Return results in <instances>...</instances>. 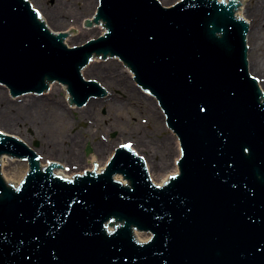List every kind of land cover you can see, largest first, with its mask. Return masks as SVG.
Returning a JSON list of instances; mask_svg holds the SVG:
<instances>
[{
	"label": "water",
	"instance_id": "obj_1",
	"mask_svg": "<svg viewBox=\"0 0 264 264\" xmlns=\"http://www.w3.org/2000/svg\"><path fill=\"white\" fill-rule=\"evenodd\" d=\"M231 1L99 0L84 25L106 32L68 47L27 0H0V84L11 96L57 81L82 106L104 91L81 69L118 58L181 150L160 186L127 145L100 173L66 179L0 131V157L29 164L17 188L0 172V264H264V94Z\"/></svg>",
	"mask_w": 264,
	"mask_h": 264
},
{
	"label": "rangeland",
	"instance_id": "obj_2",
	"mask_svg": "<svg viewBox=\"0 0 264 264\" xmlns=\"http://www.w3.org/2000/svg\"><path fill=\"white\" fill-rule=\"evenodd\" d=\"M33 7L34 10L38 12L40 15V18L44 20L45 24L49 28L50 31L57 33V32H65L68 34V37L65 38L64 42L66 45L73 46L82 42H85L87 39L95 38L100 34V30L96 29V27L87 28L84 25L85 19H93V17L96 14V8L98 6L99 0H91V2H88V0H67L64 4H59L58 0H27ZM159 1V0H158ZM181 0H167L163 5L159 1V3L162 6H168L172 4H176ZM262 0H243L241 2V6H251L253 8V5H256V2H261ZM90 3V4H88ZM264 11V3H262V12ZM245 20H254V18L249 17V15L244 14ZM261 24V20L259 21L258 25ZM253 28V27H252ZM248 32H249V25H248ZM263 32V30H262ZM264 37V34H263ZM264 39V38H263ZM247 41V40H246ZM251 46V42H250ZM264 53V46L261 48L260 55ZM248 56V51H247ZM91 62H97L101 65L106 64H112L114 71L123 75L122 80L127 81L129 83V87H133V89L136 90V94L140 95L143 94L149 98L153 102L156 101L154 96H152L148 91L143 90L140 86L137 85V83L134 81L133 78L130 77V72L128 68L123 64L122 61L107 57L106 59H102L101 56L96 57L93 56L90 60ZM89 63V64H90ZM251 75V74H250ZM84 76V75H83ZM115 76H119V74L115 73ZM83 78H91L94 82H96L98 85L100 84L101 80L97 79L94 75L89 76L86 75V77ZM50 85V84H49ZM51 85H55L56 89L59 91L53 98L52 104H63L64 108L68 112V121L67 124L70 125V129L68 131V136L70 138L76 137V139L81 140V144L83 145L81 156L84 158L86 162H84L80 167L77 168H65L64 162L68 161L69 159H66L62 156L54 157L49 154H46L44 151H42L43 146L46 147V149H49V147H56L58 142H61V134L64 133V121L60 118H56L52 112V107L45 108V111H39L38 115H32L30 120L31 124L27 125L25 122H19L15 125V127H8L0 122V131L13 135L17 139L21 140L25 144H27L30 148H32L35 152H37L40 157V163L45 165L47 162H56L57 164L61 165L63 168V172L66 176H63L67 179H72L75 175H80L81 173H85L86 170L88 171H97V169L101 166V163L105 160L106 154L100 155L98 157V160L91 164L88 163V159L94 154L93 152V145L95 142H104L109 143V147L113 149L111 155L114 153L115 149L120 147L121 145H127L131 149H133L138 155H140L143 160L145 161L144 156L146 155L144 152H141L140 150L135 147L134 144H132L131 140H125L123 137H128L130 139H133L132 136L129 134H123V137L119 135V131L115 128H112L111 130L109 128H104L103 126V118L107 114V106L108 104H105L106 106L100 107L98 110V120H92L89 118H80L77 116L78 110L84 107L83 106H76L75 104H69L68 97L65 98L66 90L62 89L64 85H61L57 82H51ZM100 86V85H99ZM102 90L104 91L102 96H96L91 97L90 99L99 101L102 100L107 94H109V91L105 86H100ZM121 87H118V89H112L110 91L111 95H113L114 99H117L118 101H124L125 99V93L121 90ZM47 91V90H46ZM0 92L6 99V102L3 104V102L0 103V111L4 112L8 103H22L23 99H25L24 96H27L29 98H45V92L43 94H26L22 96H11L8 89L0 84ZM48 92V91H47ZM139 92V93H138ZM67 95V94H66ZM112 97V98H113ZM155 106L157 108V111L160 112L159 118L163 117V120H160V128H156L146 113L142 111V103H136L133 106L125 105L124 108L120 111V114H122L127 123V127L132 129L135 127H140L142 130L145 131L146 135L144 136L145 140H148L149 145L153 146L154 151L156 152V160H167L168 167L163 170L161 169L159 172H156V175L151 174L148 170V173L150 175V178L152 182L155 185H161L167 178H170L174 176L173 169L176 167L175 162L180 158L181 152L179 153V156L177 157L175 154V150L172 154V148H173V141L176 138V136L172 133V131L167 127L165 123V117L164 114L158 105V102H155ZM9 107V106H8ZM7 107V109H8ZM80 107V108H79ZM10 109V108H9ZM8 109V110H9ZM14 113L16 114L15 109L9 110V116H14ZM114 114V113H112ZM111 119V117H110ZM105 124V123H104ZM90 128V130L88 129ZM89 130L88 135L84 138L83 130ZM177 139V138H176ZM163 140H166L168 143V146H165L164 143H162ZM178 140V139H177ZM129 141V142H128ZM179 142V141H178ZM68 141L66 142L67 146ZM180 145V144H179ZM48 147V148H47ZM87 148L90 149L89 152H87ZM180 150V148H179ZM169 152V153H168ZM6 159L11 163V166L4 170L2 168V161L0 158V166H1V175L4 177L5 181L8 182L9 185H11L14 188H17L20 185V179L24 177L28 170L27 162L21 159L12 158L9 156H4ZM110 157V156H109ZM107 161V160H106ZM63 162V163H62ZM146 164V163H145ZM147 166V164H146ZM148 169V167H147ZM178 173V172H177ZM10 176L14 178V180L8 179ZM162 179L163 182H162Z\"/></svg>",
	"mask_w": 264,
	"mask_h": 264
},
{
	"label": "bare ground",
	"instance_id": "obj_3",
	"mask_svg": "<svg viewBox=\"0 0 264 264\" xmlns=\"http://www.w3.org/2000/svg\"><path fill=\"white\" fill-rule=\"evenodd\" d=\"M161 4L165 3L167 0H159ZM222 1V0H218ZM226 3H228L229 0H224ZM243 2V0H240ZM59 4H64L67 2V0H58L57 1ZM88 2H91V0H88ZM233 2V0L231 1ZM238 2V1H236ZM262 3H264V0L261 2H256V5H253V8L251 6H239L238 10L236 11V16L238 18L243 19L248 25H249V32L246 34V45L248 47V56H247V67L249 73L256 79L257 81V86L260 89V91L263 92L264 94V53L260 55L261 48L264 46V11L262 12ZM90 4V3H88ZM229 4V3H228ZM244 14L249 15V17L254 18V20L247 21L244 19ZM93 17L92 21H97L96 18ZM261 20V24L258 25L259 21ZM44 21V20H43ZM96 23V22H95ZM93 27H96V29L100 30V34H104L106 32V29L102 25L100 21L98 23L94 24ZM91 27V29L93 28ZM253 27V28H252ZM94 29V28H93ZM263 30V32H262ZM58 33V32H57ZM251 42V46H250ZM66 45V43L64 42ZM90 63V62H89ZM85 65L81 69V75L82 77H86V75L89 76H95L97 79L101 80L100 86H105L107 90L109 91V94H107L102 100L96 101L93 99H88L87 102L85 103L84 107L78 110L77 116L80 118H89L92 120H95L98 118V110L102 106H106L105 104L109 105L107 106V114L103 118V126L109 128L110 130L112 128H115L119 131V135L123 137V134H129L130 136L133 137V139H130L128 137H123L125 140H131L130 142L137 147L138 150L141 152H144L146 155L144 156L145 158V163L147 164L148 170L150 171L151 174L156 175V172H159L161 169L165 170L168 165H167V160H156V152L153 149V146L149 145L148 140H145L144 136L146 135L145 131L142 130L140 127H133L130 129L127 127L126 119L125 117L120 114V111L122 108H124L125 105L133 106L134 104L142 103V111L147 114L151 122L156 128H160V120H163V117L161 119L159 118L160 112L157 111L156 104L151 100V98L143 95V94H136V90L133 89V87H129V83L127 81L122 80L123 75L114 71V66L112 64H106V65H101L100 63L97 62H91L90 64ZM113 66V67H112ZM129 70V68H128ZM130 72V70H129ZM115 73L119 74V76H115ZM84 75V76H83ZM130 77L133 78L131 72H130ZM134 79V78H133ZM48 82V81H46ZM57 82V81H55ZM49 83V82H48ZM58 83V82H57ZM50 84V85H49ZM48 84V89L47 91H43L42 94L45 92V98H29L27 96H24L25 99H23L22 103H8L7 107L8 109H15L16 114L14 113V116H9V110L5 109L4 112L0 111V122L3 123L4 125L8 127H15L16 124L19 122H25V124L30 125L31 124V116L32 115H38L39 111H45L44 109L52 107V112L54 113L53 115L56 116V118H60L64 121V126L66 129H64V133L61 134V142H58L56 147H49V149H46L45 146H43L42 151H44L46 154H49L54 157H59L62 156L66 159H69L68 161H65L64 167L66 168H77L80 167L84 162V158L81 156V151L83 145L81 144V140L74 138H70L68 136V131L70 129V125L67 124L68 121V112L64 108L63 104L60 103H55L52 104L51 102L53 101L54 96L59 92L55 85H51V82ZM118 87H121L122 90L125 93V99L124 101H118L117 99H114L113 95H111L110 91L112 89H118ZM62 89H65L67 93H65V98H69V93L67 91V86L64 85ZM139 93V92H138ZM67 94V95H66ZM103 95V94H102ZM101 95V96H102ZM113 97V98H112ZM3 102V104L6 102V99L0 92V103ZM83 106V105H82ZM81 107V106H80ZM79 107V108H80ZM114 113V114H112ZM111 117V119H110ZM98 120V119H97ZM105 123V124H104ZM90 130V128H88ZM83 130L84 138L88 135L89 130ZM67 146H66V142ZM129 142V141H128ZM162 143L165 144V146H168V143L166 140H163ZM27 145V144H26ZM48 148V147H47ZM180 145L178 140L175 138L173 141V148H172V154L175 150V154L178 157L180 153ZM113 149L109 147V143H104V142H95L93 145V152L94 154L88 159V163H95L98 160V157L100 155L106 154L105 160L101 163V166L97 169V173L101 172L106 160L111 156ZM37 153V152H36ZM169 153V152H168ZM38 154V153H37ZM39 155V154H38ZM7 156L6 154L2 155L1 161H2V168L4 170H7L10 166L11 163L6 159ZM10 157V156H9ZM19 159V158H16ZM51 162V161H49ZM47 164L43 165L39 163L41 169H46L48 167H52V165ZM56 163V162H53ZM28 170L26 174L24 175L23 178H21V182L26 178V175L29 171V164L27 162ZM62 166L60 167H55L52 169V172L54 175H59L62 174L63 176H66L62 170ZM1 170V166H0ZM174 174H177L178 168L177 166L174 167L173 169ZM3 177V176H2ZM4 179V177H3ZM8 179L14 180L12 176H10ZM164 179H162L163 182ZM5 181V179H4ZM7 184L8 182L5 181ZM9 185V184H8Z\"/></svg>",
	"mask_w": 264,
	"mask_h": 264
}]
</instances>
